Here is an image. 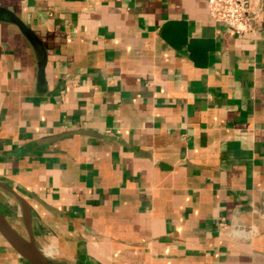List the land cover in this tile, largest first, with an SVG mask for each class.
<instances>
[{"label": "crops", "instance_id": "0c3cea01", "mask_svg": "<svg viewBox=\"0 0 264 264\" xmlns=\"http://www.w3.org/2000/svg\"><path fill=\"white\" fill-rule=\"evenodd\" d=\"M0 8L36 39L0 20V208L47 259L264 264V36L207 0Z\"/></svg>", "mask_w": 264, "mask_h": 264}, {"label": "water", "instance_id": "95a60500", "mask_svg": "<svg viewBox=\"0 0 264 264\" xmlns=\"http://www.w3.org/2000/svg\"><path fill=\"white\" fill-rule=\"evenodd\" d=\"M0 20L9 21L14 24L27 40L36 45L34 32L13 13L0 8ZM44 64V60L39 57L37 62V78L40 82L43 80ZM75 132L96 138H104L103 135L86 129H80ZM0 187L15 197H20L16 191L3 182H0ZM27 230L28 234H23L18 226L0 208V236L19 254L24 262L26 264H53L37 246L31 230L29 228Z\"/></svg>", "mask_w": 264, "mask_h": 264}, {"label": "built area", "instance_id": "2783aa9c", "mask_svg": "<svg viewBox=\"0 0 264 264\" xmlns=\"http://www.w3.org/2000/svg\"><path fill=\"white\" fill-rule=\"evenodd\" d=\"M260 0H207L210 18L237 34L250 33L264 36L259 26ZM224 225V224H223Z\"/></svg>", "mask_w": 264, "mask_h": 264}, {"label": "rangeland", "instance_id": "374dc122", "mask_svg": "<svg viewBox=\"0 0 264 264\" xmlns=\"http://www.w3.org/2000/svg\"><path fill=\"white\" fill-rule=\"evenodd\" d=\"M18 228L20 229V231H21L23 234H25V233H24V230H23L21 227L18 226ZM25 235H27V234H25Z\"/></svg>", "mask_w": 264, "mask_h": 264}]
</instances>
